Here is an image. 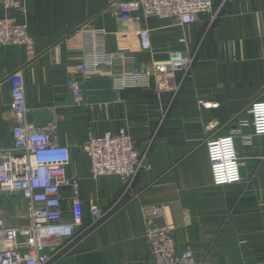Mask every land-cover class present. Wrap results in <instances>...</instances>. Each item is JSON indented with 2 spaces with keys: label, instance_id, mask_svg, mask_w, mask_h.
<instances>
[{
  "label": "crops",
  "instance_id": "1",
  "mask_svg": "<svg viewBox=\"0 0 264 264\" xmlns=\"http://www.w3.org/2000/svg\"><path fill=\"white\" fill-rule=\"evenodd\" d=\"M5 1L0 18L26 22L30 43L0 45V149L13 143L8 79L21 70L26 121L56 126L54 137L71 152L67 174L81 183L85 218L73 249L54 264H156L149 222L167 226L177 251L190 248L198 264H264V137L251 145L237 138L242 181L232 186L213 185L207 153L209 140L234 129L251 136L241 124L253 103L264 102V0H214L216 20L200 16L186 27L142 14L122 20L108 11L116 0H14L25 12ZM144 29L150 52L140 46ZM178 50L193 59L187 75H162L150 90L117 89L106 67L77 69L101 52L132 55L147 70ZM71 82L84 89V103L74 101ZM122 129L147 157L128 191L119 177L93 179L82 151L90 135ZM18 202L0 194V207ZM94 207L104 214L96 223Z\"/></svg>",
  "mask_w": 264,
  "mask_h": 264
},
{
  "label": "built area",
  "instance_id": "2",
  "mask_svg": "<svg viewBox=\"0 0 264 264\" xmlns=\"http://www.w3.org/2000/svg\"><path fill=\"white\" fill-rule=\"evenodd\" d=\"M214 2L116 0L108 11L126 21L142 14L145 18L176 20L186 27L196 23L200 16L216 20L219 11L214 9ZM4 4L6 8L25 12L23 2L9 0ZM138 37L142 51L150 52L151 31L141 30ZM29 43L26 22L11 17L0 18L1 46L21 47ZM192 61L184 50H178L170 53L164 62L146 70L136 67L132 55L95 52L83 59L77 69L92 72L106 67L117 89L150 90L152 80H158L162 75L180 73L186 76ZM8 81L14 119L13 143L10 149H0V194L17 195L19 202L11 209L0 207V264H54L73 249L78 237L76 229L85 218L81 183L78 178H70L67 174L71 152L68 146L60 145L54 137L52 131L56 126L35 128L26 121L28 106L22 71L12 74ZM68 90L77 104L84 103L85 92L81 85L71 82ZM247 114L249 121H244L241 127H250L251 136L234 129L224 137L207 142L211 177L216 187L232 186L242 181L237 138L251 145L252 137H264V102L253 103ZM82 151L89 160L93 179L119 177L126 191L133 187L139 174L147 167L146 154L137 150L124 129L117 134L90 135ZM156 215L159 217V213ZM90 216L96 223L104 214L94 207L90 209ZM146 237L156 264H198L190 248L177 251L167 226L149 222Z\"/></svg>",
  "mask_w": 264,
  "mask_h": 264
},
{
  "label": "rangeland",
  "instance_id": "3",
  "mask_svg": "<svg viewBox=\"0 0 264 264\" xmlns=\"http://www.w3.org/2000/svg\"><path fill=\"white\" fill-rule=\"evenodd\" d=\"M7 197H9L11 200L12 199H16L17 198V195H14V194H6ZM11 212V211H10ZM12 213V212H11ZM13 214V213H12Z\"/></svg>",
  "mask_w": 264,
  "mask_h": 264
}]
</instances>
